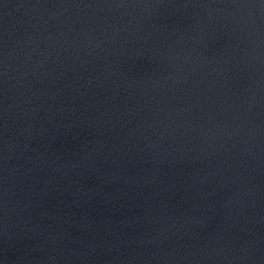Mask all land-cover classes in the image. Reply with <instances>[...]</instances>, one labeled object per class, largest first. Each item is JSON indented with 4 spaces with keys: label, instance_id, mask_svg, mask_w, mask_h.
I'll list each match as a JSON object with an SVG mask.
<instances>
[{
    "label": "water",
    "instance_id": "1",
    "mask_svg": "<svg viewBox=\"0 0 264 264\" xmlns=\"http://www.w3.org/2000/svg\"><path fill=\"white\" fill-rule=\"evenodd\" d=\"M0 264H264V0H0Z\"/></svg>",
    "mask_w": 264,
    "mask_h": 264
}]
</instances>
